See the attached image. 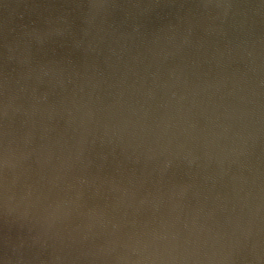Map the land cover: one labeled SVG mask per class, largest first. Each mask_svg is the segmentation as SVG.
I'll list each match as a JSON object with an SVG mask.
<instances>
[{
    "label": "water",
    "instance_id": "95a60500",
    "mask_svg": "<svg viewBox=\"0 0 264 264\" xmlns=\"http://www.w3.org/2000/svg\"><path fill=\"white\" fill-rule=\"evenodd\" d=\"M0 264H264V0H0Z\"/></svg>",
    "mask_w": 264,
    "mask_h": 264
}]
</instances>
